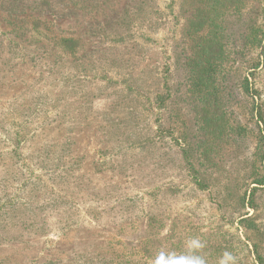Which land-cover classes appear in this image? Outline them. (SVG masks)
Listing matches in <instances>:
<instances>
[{
  "label": "rangeland",
  "instance_id": "1",
  "mask_svg": "<svg viewBox=\"0 0 264 264\" xmlns=\"http://www.w3.org/2000/svg\"><path fill=\"white\" fill-rule=\"evenodd\" d=\"M56 2L0 9V264H264V0L210 56L206 1Z\"/></svg>",
  "mask_w": 264,
  "mask_h": 264
},
{
  "label": "trees",
  "instance_id": "2",
  "mask_svg": "<svg viewBox=\"0 0 264 264\" xmlns=\"http://www.w3.org/2000/svg\"><path fill=\"white\" fill-rule=\"evenodd\" d=\"M64 1L58 0V3H60L59 5L64 6L68 10L74 9L75 3L72 2L74 5H71L69 7L66 2L64 3ZM203 1H206V6H203V4L201 5L200 8L196 4L194 6L195 9L194 11L195 12L197 11L199 15V22L205 26L208 23L206 33L203 36H201L205 44H203L202 42L201 44L198 45V47H201V49L203 47L202 53L203 54L205 53V55H209V56L211 54L213 55L216 50L217 53L223 55L225 50L222 41H224L225 36L223 35L224 32L223 34L220 32V30H222V25L220 24V22L222 20H223L222 23L225 21V18H227V16L230 14L229 11L236 12L237 9L241 10L243 6L250 3V0H203ZM56 8H58V4L56 0H0V9L3 12V16L6 15L7 17H12V16H16V17L18 16L21 18L30 17V16L42 17L46 13L53 14L52 11H55ZM261 24L264 25V23H259L257 25H261ZM260 27L263 26H255L253 28L254 35L252 37H249V35L247 34V32H245V30L242 31L243 33L240 35V37L252 41V44H254V46L256 47L257 46L261 47L263 45L261 42L264 40V30L263 28ZM260 55H262V52H259L256 55L255 58L256 60H254V62L250 65L251 68L256 69L259 66L261 62L257 57ZM193 82L194 85H198V83H202L203 81L201 82L200 80L198 81V79H196ZM239 88L242 94H245L246 92L249 91V84L247 78L243 77L242 79H240ZM211 93H215V91H212ZM207 102L215 103L216 101L213 99H207ZM251 183L255 185L253 186V189H255L257 186L259 187L264 186V174L262 176L253 178ZM250 204H251L250 207H254V205H252V198L250 200ZM118 259L119 260L111 261L102 258L99 264L125 263L124 256L119 255Z\"/></svg>",
  "mask_w": 264,
  "mask_h": 264
},
{
  "label": "clouds",
  "instance_id": "3",
  "mask_svg": "<svg viewBox=\"0 0 264 264\" xmlns=\"http://www.w3.org/2000/svg\"><path fill=\"white\" fill-rule=\"evenodd\" d=\"M156 264H203V261L201 260H192V259H169V260H165L164 256L161 255L158 259V261L156 262ZM223 264V262H222Z\"/></svg>",
  "mask_w": 264,
  "mask_h": 264
}]
</instances>
